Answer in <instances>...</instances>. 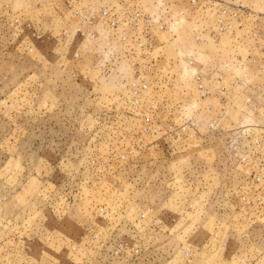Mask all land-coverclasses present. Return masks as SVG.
<instances>
[{"label":"rangeland","instance_id":"1","mask_svg":"<svg viewBox=\"0 0 264 264\" xmlns=\"http://www.w3.org/2000/svg\"><path fill=\"white\" fill-rule=\"evenodd\" d=\"M0 264H264V0H0Z\"/></svg>","mask_w":264,"mask_h":264}]
</instances>
